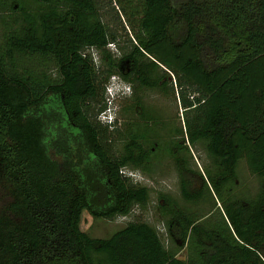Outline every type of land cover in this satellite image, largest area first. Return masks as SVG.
Returning <instances> with one entry per match:
<instances>
[{"label": "trees", "instance_id": "obj_1", "mask_svg": "<svg viewBox=\"0 0 264 264\" xmlns=\"http://www.w3.org/2000/svg\"><path fill=\"white\" fill-rule=\"evenodd\" d=\"M114 8L133 33L116 55L103 19ZM0 20V184L12 214L0 215V264H192L178 256L192 235L211 241L204 264H264V0H0ZM114 75L130 84L122 128L96 118ZM143 89L181 107L164 140ZM195 144L208 164L191 189L183 151ZM161 150L181 198L218 206L228 240L198 226L210 210L161 191L165 237L140 219L106 237L80 229L83 209L110 219L144 206L149 187L120 168L147 172ZM240 159L257 177L250 196L232 191Z\"/></svg>", "mask_w": 264, "mask_h": 264}, {"label": "rangeland", "instance_id": "obj_2", "mask_svg": "<svg viewBox=\"0 0 264 264\" xmlns=\"http://www.w3.org/2000/svg\"><path fill=\"white\" fill-rule=\"evenodd\" d=\"M30 5H33L30 1ZM114 13L116 14L114 16ZM2 18L6 19V14ZM103 19L109 24V27L114 29L116 33V41L113 43L107 44L109 52L112 54H117L120 51V47L127 48L129 45L128 37L133 40V33L128 25L125 17L118 12L116 9L109 10L108 13L103 11ZM3 30L2 23L0 20V35ZM85 52L89 49H85ZM91 55L96 59L97 51L90 50ZM47 72L51 75H55L54 69H48ZM170 75V79H172ZM106 87L104 88V110L99 111L96 115V118L103 122L105 117L106 109L112 108L114 115L116 116V126L117 128L123 127V122L127 120V113L121 110V105L128 102V93L130 91L129 85L124 82L120 77L114 75L108 77L105 83ZM117 89H120L116 94L113 95V92ZM111 95L112 99H111ZM143 104L149 109L153 114L159 119L162 120L164 127L159 126L157 132L161 135L162 139L166 138L165 125H172L178 127L182 125L181 121V107L176 99L173 98L172 94H162L161 92L155 89H143ZM96 105V104H95ZM97 106V105H96ZM95 106V107H96ZM105 111V112H104ZM137 114V111H133L130 115L134 116ZM107 116V115H106ZM115 137L114 135L112 138ZM114 146L118 147L119 142H114ZM187 150L183 151V154L187 161V166L190 168L189 176L191 178V189H195L200 184V178L198 173H202V169L207 166L208 159L203 151V148L200 144L188 145ZM159 156L151 159V166L147 172L143 171H133L135 173V178L140 180L142 184H145L149 187V197L144 206L134 205L131 211L125 216L116 215L113 218L107 219L103 217H92L87 213L86 210H82L80 214L79 227L81 230L85 231L88 235L94 237H106L110 235L116 229L122 227L127 220L131 219H140L145 220L147 223L154 226V228L159 232L161 237H164V230L166 231L163 220L164 217L158 212L157 205L161 202V199L157 198V192H167L172 198L175 199V202L182 206L183 208H188L189 210H196L200 213L207 212L208 214L199 218L198 226L203 229L213 230L216 233V236L219 237V240H228V236L225 233V221L223 215L218 206L212 205L210 199L206 201H200L195 204H190L185 202L178 193L177 187V176L173 161L171 157L164 152V150ZM257 189V177L250 173L246 167V164L243 159L238 161L236 167V176L234 178V186L232 188L233 193L238 196H250ZM11 197L7 191L0 184V215H5L12 217V214L9 212L7 205ZM216 203V202H215ZM217 204V203H216ZM171 234V237L174 238L176 242H179L177 232L173 225L169 226L168 235ZM210 239L216 240L214 235ZM213 247L211 246L210 240H205L204 243H199L197 236L192 235L190 239L186 241L183 245L179 256L182 258H188L192 264H204L205 256L211 252Z\"/></svg>", "mask_w": 264, "mask_h": 264}, {"label": "built area", "instance_id": "obj_3", "mask_svg": "<svg viewBox=\"0 0 264 264\" xmlns=\"http://www.w3.org/2000/svg\"><path fill=\"white\" fill-rule=\"evenodd\" d=\"M105 114V117L103 118V120L105 119L106 120V118L108 119V117L106 116L107 114L106 113H104ZM104 120V121H105ZM120 171L122 172V173H124V174H126V175H128V176H130L133 180H135V181H137V182H139L140 184H142L141 182H140V180H138V179H136L134 176H135V173L133 172V171H135V170H133V169H130V168H126V167H122V168H120ZM145 185V184H144ZM126 215V214H125ZM125 215H120V216H125ZM164 237H165V233H164Z\"/></svg>", "mask_w": 264, "mask_h": 264}, {"label": "clouds", "instance_id": "obj_4", "mask_svg": "<svg viewBox=\"0 0 264 264\" xmlns=\"http://www.w3.org/2000/svg\"><path fill=\"white\" fill-rule=\"evenodd\" d=\"M119 90H120V89H117L116 91H114V92H113V95L116 94ZM113 95H111V99H112V96H113ZM106 110H107V111H106V114H107L108 119L106 118L105 121L110 122V121L113 120V118H114V111H113V109L110 108V107L107 108ZM104 112H105V111H104ZM135 171H136V170H135Z\"/></svg>", "mask_w": 264, "mask_h": 264}, {"label": "crops", "instance_id": "obj_5", "mask_svg": "<svg viewBox=\"0 0 264 264\" xmlns=\"http://www.w3.org/2000/svg\"><path fill=\"white\" fill-rule=\"evenodd\" d=\"M182 249V248H181ZM181 249L179 250V252L181 251ZM179 252H178V256H179Z\"/></svg>", "mask_w": 264, "mask_h": 264}]
</instances>
